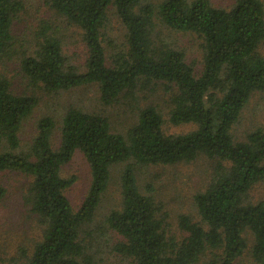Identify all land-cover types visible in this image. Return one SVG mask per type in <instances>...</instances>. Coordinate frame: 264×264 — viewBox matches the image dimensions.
Listing matches in <instances>:
<instances>
[{
  "label": "trees",
  "instance_id": "16d2710c",
  "mask_svg": "<svg viewBox=\"0 0 264 264\" xmlns=\"http://www.w3.org/2000/svg\"><path fill=\"white\" fill-rule=\"evenodd\" d=\"M47 2L81 30L87 50L82 64L71 61L61 28L51 19L33 24L21 41L23 0H0V172L29 178L25 201L44 227L32 251L23 249L13 264H102L105 251L119 264H239L246 254L264 264V201L252 197L264 181V126L244 139L233 134L252 94L264 91V0ZM112 7L126 29L119 44L108 36ZM159 25L197 35L200 70ZM11 60L35 89L59 94L96 84L104 105L130 102L138 118L123 133L104 113L69 105L59 127L55 116L44 114L24 142L23 125L39 98L15 90L7 73ZM157 85L171 93L170 122L194 123V129L168 133L159 105L140 106L142 92ZM77 151L89 162L91 182L76 207L68 194L76 177L64 175L63 168ZM200 155L217 159L215 171L194 197L200 219L178 216L185 232L180 238L170 229L167 205L154 187L141 185L138 169ZM120 163V202L99 218L112 167ZM5 193L0 186V199Z\"/></svg>",
  "mask_w": 264,
  "mask_h": 264
},
{
  "label": "rangeland",
  "instance_id": "374dc122",
  "mask_svg": "<svg viewBox=\"0 0 264 264\" xmlns=\"http://www.w3.org/2000/svg\"><path fill=\"white\" fill-rule=\"evenodd\" d=\"M147 0H144L146 2ZM160 2L161 0H150ZM217 5H228L233 0H212ZM24 15L19 23V36L21 41L29 37L34 27L42 19L53 20L61 28L64 36L66 52L71 61L82 64L87 56L86 45L82 39V32L74 25H70L50 8L47 0H23ZM109 38L115 43H121L125 38L126 29L112 7L108 12ZM161 32L166 39L176 46L185 50L187 58L197 70L203 67V52L201 40L191 32L171 30L159 25ZM25 42V41H24ZM7 73L12 77L13 87L16 91L35 93L38 98V106L32 116L23 125L22 137L28 142L36 134L37 119L44 114H51L56 117L58 127L60 126V114L69 105H76L89 111L102 112L110 119L114 130L126 132L138 118L136 110L131 105L121 100L112 106H106L100 101L98 85L86 84L72 88L62 93H48L44 90L33 88L25 77L18 61L7 63ZM170 92L157 85L153 90L142 92L140 106L157 104L165 117V130L168 133H180L194 129V123L173 124L169 120ZM141 96V95H140ZM264 126V91H255L247 105L244 107L239 122L235 125L233 134L237 139H244L248 132ZM60 130L57 128L56 137L59 139ZM217 159L200 155L191 161H183L172 165H149L138 169L140 183L142 186L150 184L155 188V196L163 201L171 214L172 233L183 237V232L178 227L177 219L181 213H189L196 219L200 215L195 205V194L204 190L210 183ZM125 163L116 164L112 167V177L106 190L99 211V218L120 202L121 197V173ZM63 174L74 175L76 181L69 188L68 194L77 207L81 204L91 182V169L89 162L81 151H77L73 158L64 166ZM0 186L6 190L5 195L0 199V264H13L21 258L22 250L32 251L35 243L41 239L43 225L33 214L25 201V192L29 186V178L16 171H1ZM254 201H264V181L259 183L252 191ZM102 264H119L121 261L111 252L100 254ZM23 258V257H22ZM239 264H257L246 254L239 261Z\"/></svg>",
  "mask_w": 264,
  "mask_h": 264
}]
</instances>
